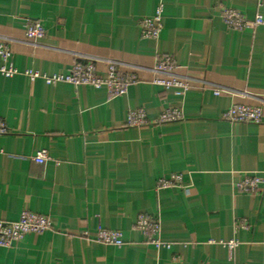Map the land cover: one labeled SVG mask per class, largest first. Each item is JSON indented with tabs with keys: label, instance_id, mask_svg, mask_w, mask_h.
<instances>
[{
	"label": "crops",
	"instance_id": "crops-1",
	"mask_svg": "<svg viewBox=\"0 0 264 264\" xmlns=\"http://www.w3.org/2000/svg\"><path fill=\"white\" fill-rule=\"evenodd\" d=\"M159 8L158 37L143 38L138 22ZM224 8L251 20L264 0H0V44L11 52L0 65L17 72L0 73V221L29 211L51 222L0 247V264H264V28L228 29ZM36 21L45 36L27 40ZM163 56L186 91L152 84ZM87 58L98 73L112 61L138 81L110 97L43 79ZM234 104L260 106L261 122L223 120ZM169 108L182 119L158 123ZM134 110L146 124L127 126ZM173 174L181 187L158 186ZM244 176L262 180L258 192L236 189ZM140 214L158 218L164 245L134 228ZM99 229L120 232L122 246L95 242Z\"/></svg>",
	"mask_w": 264,
	"mask_h": 264
},
{
	"label": "built area",
	"instance_id": "built-area-1",
	"mask_svg": "<svg viewBox=\"0 0 264 264\" xmlns=\"http://www.w3.org/2000/svg\"><path fill=\"white\" fill-rule=\"evenodd\" d=\"M221 20L226 28L231 30H243L251 27L264 28V15L256 14L249 20L238 11L224 8L221 11ZM141 35L146 39H156L162 28L161 9L159 8L154 16L142 18L138 22ZM45 36V31L41 23L31 22L25 27V37L27 40H39ZM11 57L10 50L3 44H0V59L7 62ZM96 59L87 58L83 63H74L69 72L65 75L44 76L45 82L51 84L55 82H65L74 86L85 85L96 90H104L110 97L123 95L128 86L136 83L138 80L133 73H121L117 64L107 61V69L104 73H98L94 68ZM176 68L175 62L169 57H160L157 59L151 72L154 74L152 84L165 90L178 89L186 91L188 84L174 74ZM0 73L6 77L16 74L13 67L5 64L0 65ZM32 80L39 77L37 72H25ZM220 90H215L214 94H219ZM262 110L260 106L234 104L230 106L223 114L222 119L230 123H250L258 124L261 122ZM182 119L181 112L176 108L164 110L157 118L158 123H167ZM147 123L145 113L142 110L130 111L127 115L126 124L129 127H140ZM7 132L5 123L0 119V135ZM48 158L47 152L41 150L36 152L32 158L37 163H43ZM159 187L168 188L172 186L183 185L182 176L173 174L169 178H161L157 182ZM262 180L256 176H244L236 183V189L240 192L254 194L258 192ZM134 228L140 231L146 237V241L156 247L164 245L158 238L160 223L158 218L138 215ZM51 229L50 219L34 212L23 211L19 219L13 222L0 221V247L8 248L14 243L21 241L26 235L41 234ZM87 236V233H84ZM94 241L104 245L120 247L123 244L121 233L115 230L99 229L94 237ZM228 249L234 248V244L229 242Z\"/></svg>",
	"mask_w": 264,
	"mask_h": 264
}]
</instances>
